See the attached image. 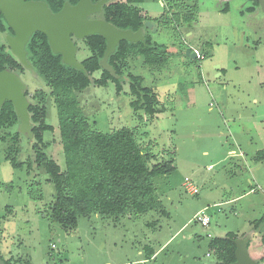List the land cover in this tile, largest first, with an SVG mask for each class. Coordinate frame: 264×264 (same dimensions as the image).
I'll return each mask as SVG.
<instances>
[{
	"label": "rangeland",
	"instance_id": "obj_1",
	"mask_svg": "<svg viewBox=\"0 0 264 264\" xmlns=\"http://www.w3.org/2000/svg\"><path fill=\"white\" fill-rule=\"evenodd\" d=\"M143 0L136 4L155 23L143 30L152 43L163 44L167 62L150 67L142 56L127 60L124 72L140 77L141 85L158 97L152 116L131 105L127 81L97 85L100 70L75 96L93 128L109 133L133 129L151 161L172 160L174 169L153 178L157 204L145 212L129 211L114 221L96 213L80 215L63 228L51 217L55 188L43 166L27 172L7 157L9 137L18 131L17 160H33L28 138L18 125L0 129V255L11 264H218L209 242L235 232H252L250 255L264 264V161L253 159L264 148V9L254 0ZM0 33V43H5ZM78 61L90 55L76 39ZM197 48L192 59L185 48ZM27 98L44 90L47 155L65 170L58 114L49 88L32 71L20 74ZM197 184L192 194L184 177ZM35 187L41 197L32 199ZM210 217L207 227L195 221ZM260 220L257 230L253 221ZM210 233V237L207 234ZM155 254L150 258L151 250ZM18 260V263L16 262Z\"/></svg>",
	"mask_w": 264,
	"mask_h": 264
},
{
	"label": "trees",
	"instance_id": "obj_2",
	"mask_svg": "<svg viewBox=\"0 0 264 264\" xmlns=\"http://www.w3.org/2000/svg\"><path fill=\"white\" fill-rule=\"evenodd\" d=\"M47 3L52 12L58 11L65 2L73 5L78 0H41ZM98 0H91L96 2ZM143 0H108L102 10L94 14L119 29L147 31L144 22L146 15L136 4ZM258 4V0H254ZM176 6V7H175ZM180 7V4L170 1L169 9ZM12 32L0 12V32ZM144 39L131 42L121 40L115 50L109 54L108 63L113 67L115 77L102 68L101 58L105 51L106 41L100 34L94 33L82 39L90 51V55L80 60L84 66L79 69L64 63L61 54L54 53L47 37L40 31L32 33L25 50L27 61L49 88V94L58 114V131L65 157V170H61L57 162L44 151L46 143L44 132L53 131L54 127L46 123L44 90L34 93L35 103H30L28 112L32 123L33 138L28 140L29 148L34 152L33 160H17L20 149L18 131L4 132L2 139L9 137L11 144L7 147V157L14 167L27 165V172L36 166H43L54 185L55 195L51 203V217L63 228L76 224L80 215L96 213L101 216H111L114 221L129 211L145 212L157 204L156 186L153 178L168 174L174 169L172 160L151 161L152 154L145 152L137 140L133 129L123 127L104 133L93 128L88 118L83 114L76 99L75 92L83 90L90 82V76L100 70V77L94 79L97 85H106L108 81L115 83L116 93L122 90L123 82L127 81L132 95L131 105L143 109L152 116L160 111L156 92L141 85L140 77L127 68L128 58L142 56L144 63L150 67H160L167 62V51L163 44L152 43L148 34ZM7 69L22 74L26 69L10 52L7 44L0 43V70ZM27 95V92H25ZM19 119L9 100L0 105V129L18 125ZM253 159L264 161V148L257 150ZM32 199L41 197L35 187L29 189ZM158 200V201H157ZM260 220L253 221L257 230ZM239 235L227 232L223 237H213L209 242L214 250L218 264H230L235 260L234 239ZM264 245V231L260 235ZM250 241L247 246L249 247ZM151 250L150 256L153 250ZM149 256V257H150ZM2 258V256L0 255ZM14 257L3 259L5 264L15 262ZM18 263V260L16 259ZM256 264L259 261L256 260Z\"/></svg>",
	"mask_w": 264,
	"mask_h": 264
},
{
	"label": "water",
	"instance_id": "obj_3",
	"mask_svg": "<svg viewBox=\"0 0 264 264\" xmlns=\"http://www.w3.org/2000/svg\"><path fill=\"white\" fill-rule=\"evenodd\" d=\"M107 1L98 0L93 3L91 0H78L73 5L65 2L58 11L52 12L47 3L40 0H0V11L8 26L14 31L13 35L8 34L5 37L8 48L26 70L36 74L27 61L25 45L33 32L40 31L46 35L52 51L61 54L64 63L84 70L83 64L76 59V39H84L97 33L106 41L101 66L117 77L115 70L108 63L109 54L121 40L135 42L143 40L144 35L141 28L136 31L119 29L102 18H91V15L102 10ZM258 2L264 9V0ZM144 25L151 29L155 23L146 20ZM185 54L192 59L196 58L190 47L185 48ZM25 90L18 73L7 69L0 70V105L5 100L12 103L19 119L18 130L31 141L32 123L28 112L30 101ZM251 237L252 233L249 232L234 239L235 260L230 264H256V259L250 255L247 246ZM0 264H5L1 257Z\"/></svg>",
	"mask_w": 264,
	"mask_h": 264
},
{
	"label": "built area",
	"instance_id": "obj_4",
	"mask_svg": "<svg viewBox=\"0 0 264 264\" xmlns=\"http://www.w3.org/2000/svg\"><path fill=\"white\" fill-rule=\"evenodd\" d=\"M192 51L195 52L196 58L199 59L203 58V54L198 49L195 48ZM183 185L186 188V190L192 194L198 193L199 191L197 184L193 181V179L187 176L184 177L183 179ZM195 221L198 222L201 226L207 227L210 223V217L204 213L198 214L195 217ZM207 236H211L210 233H208Z\"/></svg>",
	"mask_w": 264,
	"mask_h": 264
},
{
	"label": "flooded vegetation",
	"instance_id": "obj_5",
	"mask_svg": "<svg viewBox=\"0 0 264 264\" xmlns=\"http://www.w3.org/2000/svg\"><path fill=\"white\" fill-rule=\"evenodd\" d=\"M41 1V0H40ZM48 6V5H47ZM1 12V11H0ZM2 13V12H1ZM3 15V14H2ZM4 17V16H3ZM91 18H95L94 14L90 16ZM12 29V28H11ZM1 33V32H0ZM4 37H6V35L10 34V35H13L14 34V31L12 30V32H9V31H5V32H2L1 33ZM6 43V42H5ZM7 44V43H6ZM8 46V45H7Z\"/></svg>",
	"mask_w": 264,
	"mask_h": 264
},
{
	"label": "crops",
	"instance_id": "obj_6",
	"mask_svg": "<svg viewBox=\"0 0 264 264\" xmlns=\"http://www.w3.org/2000/svg\"><path fill=\"white\" fill-rule=\"evenodd\" d=\"M197 49V48H196ZM158 98V97H157ZM158 104H160V103H158ZM155 115H157V114H155ZM252 233V232H251ZM208 237H210V236H208ZM154 254H155V251H153L152 252V255L150 256V258H152L153 256H154Z\"/></svg>",
	"mask_w": 264,
	"mask_h": 264
}]
</instances>
